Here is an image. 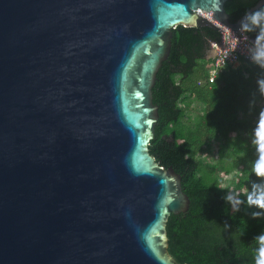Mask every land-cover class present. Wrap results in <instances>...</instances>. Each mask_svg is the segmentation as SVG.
I'll return each mask as SVG.
<instances>
[{"label": "water", "instance_id": "1", "mask_svg": "<svg viewBox=\"0 0 264 264\" xmlns=\"http://www.w3.org/2000/svg\"><path fill=\"white\" fill-rule=\"evenodd\" d=\"M226 2L0 0V264H184L166 225L190 199L148 150L152 87L177 25L240 37L264 4L232 23Z\"/></svg>", "mask_w": 264, "mask_h": 264}, {"label": "trees", "instance_id": "2", "mask_svg": "<svg viewBox=\"0 0 264 264\" xmlns=\"http://www.w3.org/2000/svg\"><path fill=\"white\" fill-rule=\"evenodd\" d=\"M255 2L227 0L229 21ZM258 11L264 13V4L248 16L243 33L264 39V15L253 20ZM220 38V30L210 26L172 29L170 53L152 87L158 119L148 150L160 166L181 175L190 199L187 211L168 217L173 258L184 264H257L264 208L249 197L264 193V175L255 170L264 154V65L225 66L209 81L210 43ZM195 102L200 109L191 118ZM214 141L217 160L209 162L205 155ZM235 170L232 186L223 187L222 177Z\"/></svg>", "mask_w": 264, "mask_h": 264}, {"label": "built area", "instance_id": "3", "mask_svg": "<svg viewBox=\"0 0 264 264\" xmlns=\"http://www.w3.org/2000/svg\"><path fill=\"white\" fill-rule=\"evenodd\" d=\"M221 38L218 42L210 43L212 55L207 66L208 80L213 81L217 73L225 66L236 67L239 64L251 63L264 65V39L251 38L242 32L237 37L235 32L226 26L220 25Z\"/></svg>", "mask_w": 264, "mask_h": 264}, {"label": "rangeland", "instance_id": "4", "mask_svg": "<svg viewBox=\"0 0 264 264\" xmlns=\"http://www.w3.org/2000/svg\"><path fill=\"white\" fill-rule=\"evenodd\" d=\"M210 53V52H209ZM208 53V57H209V55H212V52L209 54ZM200 106H199V104L198 103H194L193 104V109H192V111L191 112H189V114H190V117L192 118V117H194L195 116V114L199 111V108ZM239 116L240 117H242V118H248L249 117V115L248 114H245V113H243L242 111H240L239 112ZM218 143L216 142V141H214L213 143H212V146H211V148H210V151L208 152V153H206V155H205V152L203 153H201L200 154V156L201 157H204V155L206 156L205 157V159L207 160V161H209V162H215L216 160H217V157H216V151H217V148H218ZM238 173V170H235V171H233V172H231L229 175H227L226 177H222V180H221V185L223 186V187H227V188H229V187H231L232 186V182H231V179H232V177H233V175L234 174H237ZM248 191H250V188H248L247 189ZM233 191L231 190L230 191V193H232Z\"/></svg>", "mask_w": 264, "mask_h": 264}, {"label": "clouds", "instance_id": "5", "mask_svg": "<svg viewBox=\"0 0 264 264\" xmlns=\"http://www.w3.org/2000/svg\"><path fill=\"white\" fill-rule=\"evenodd\" d=\"M262 15H264V13L259 11L254 13L253 20L258 22L259 17H261ZM262 55H264V53H262ZM255 170L258 175H264V154L261 155V158L258 161ZM249 202L258 205L261 208H264V193H261L256 199H252V197H249ZM260 241L261 247L259 250L257 264H264V235L260 237Z\"/></svg>", "mask_w": 264, "mask_h": 264}]
</instances>
